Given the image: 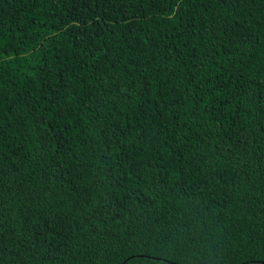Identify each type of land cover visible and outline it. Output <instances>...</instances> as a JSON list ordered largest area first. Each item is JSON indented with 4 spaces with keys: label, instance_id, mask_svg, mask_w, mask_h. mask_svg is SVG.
<instances>
[{
    "label": "trees",
    "instance_id": "1",
    "mask_svg": "<svg viewBox=\"0 0 264 264\" xmlns=\"http://www.w3.org/2000/svg\"><path fill=\"white\" fill-rule=\"evenodd\" d=\"M0 264H264V0H0Z\"/></svg>",
    "mask_w": 264,
    "mask_h": 264
}]
</instances>
